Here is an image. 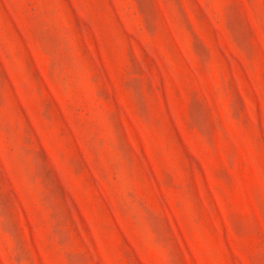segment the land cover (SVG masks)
Here are the masks:
<instances>
[{"label": "rangeland", "instance_id": "rangeland-1", "mask_svg": "<svg viewBox=\"0 0 264 264\" xmlns=\"http://www.w3.org/2000/svg\"><path fill=\"white\" fill-rule=\"evenodd\" d=\"M0 264H264V0H0Z\"/></svg>", "mask_w": 264, "mask_h": 264}]
</instances>
